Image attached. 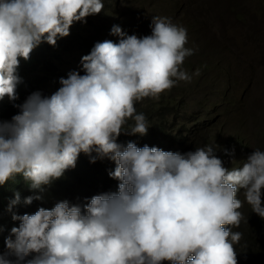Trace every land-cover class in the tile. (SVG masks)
Masks as SVG:
<instances>
[{
    "label": "clouds",
    "instance_id": "clouds-1",
    "mask_svg": "<svg viewBox=\"0 0 264 264\" xmlns=\"http://www.w3.org/2000/svg\"><path fill=\"white\" fill-rule=\"evenodd\" d=\"M112 1L0 0V264H238L239 209L246 202L264 219V151L243 163L241 141L222 139V116L239 111L234 55L213 51L198 20L184 22L182 0L143 37L122 32ZM103 8L105 22L92 25ZM110 34L119 41L102 42ZM207 82L227 110L200 98ZM162 98L177 102L164 132L136 110ZM202 123L205 144L186 150L185 132ZM80 153L115 168L73 176Z\"/></svg>",
    "mask_w": 264,
    "mask_h": 264
},
{
    "label": "rangeland",
    "instance_id": "rangeland-1",
    "mask_svg": "<svg viewBox=\"0 0 264 264\" xmlns=\"http://www.w3.org/2000/svg\"><path fill=\"white\" fill-rule=\"evenodd\" d=\"M252 1L183 0V8L180 11L182 13L185 9L187 12L188 16L186 14L181 15L184 22L190 24H193V20L200 22L198 30L201 37L210 42L213 51L228 52L232 57L234 54L233 59L237 64L234 71L236 70L237 73L238 84L233 85L237 88L239 111L236 113L227 111L226 117L222 116V120L226 123L223 128L222 139L231 136L233 140L241 141L237 147L236 155H239L240 158L244 155L243 163L247 162L248 156L254 150L264 151V9L258 10L256 8L257 3ZM140 2L145 4L139 5ZM112 3L120 13L115 23L122 32L125 35L143 37L149 35L151 31L147 28V22L166 9L169 0H114ZM175 17L174 15L172 18ZM140 33L145 34L140 36ZM95 38L97 35L91 34L89 40L96 42L98 39ZM104 40H112L115 43L119 41V37L111 34L110 36L104 35L102 42ZM202 86V88L200 87L202 94L199 95L200 98L204 97L206 106L215 103V106L218 107L220 104L218 102L219 96H214L213 84L207 82ZM220 107L225 110L222 104ZM220 113L223 115L224 111L220 109ZM216 114L217 112L211 114L209 121L213 118L216 119ZM192 116L190 113H185V116L177 114L176 119L186 120ZM206 126V123L198 124L194 130L185 132L186 150L188 147L189 151H194L195 148L205 144ZM238 149L242 150V153ZM239 157L231 156V162L238 160ZM243 191L240 189L237 193V198L241 201H244ZM114 192L116 191L110 193ZM263 193L264 189H262L261 199ZM64 200L68 201L70 205L80 206L83 210L84 202L82 199L73 195L62 194L59 201ZM239 211L245 219L241 221L239 227L232 230L242 233L241 240L234 247L237 252L238 264H244L243 260H239L238 250L239 248H249L251 242L256 238V233L251 229L253 219L250 217L253 214L250 212L249 205L244 202ZM257 247L260 245H256ZM0 252H4V250L0 249ZM25 259H31V255Z\"/></svg>",
    "mask_w": 264,
    "mask_h": 264
},
{
    "label": "trees",
    "instance_id": "trees-1",
    "mask_svg": "<svg viewBox=\"0 0 264 264\" xmlns=\"http://www.w3.org/2000/svg\"><path fill=\"white\" fill-rule=\"evenodd\" d=\"M183 1V0H182ZM255 3H257L256 8L258 10H263L264 9V0H253ZM252 1V2H253ZM102 2L104 3V0H102ZM253 2V3H254ZM108 3V1H107ZM142 2L139 3V5H141ZM108 8L110 10H112V6H108ZM89 19V21L92 23L93 25V21H95V23L100 22L101 20L104 21V8L103 10L99 13V14H95V15H90L87 17ZM95 30L100 34L103 35L104 34V28L98 27L96 26ZM227 56L232 57L229 53L225 52L224 53ZM234 55V54H232ZM222 75H227L222 73ZM165 102H162L161 104L159 103H153L151 100H146L143 99L140 101V105L139 108H136L137 113L138 112H142L147 119V122L149 121L150 125L154 128L157 129L158 131L164 132V119L163 118V112L164 111H170L169 113H175V109L173 108L174 105H176V101L174 99H167V98H162ZM161 105H167L168 107H161L160 109H158L159 106ZM199 105L198 103H186L183 102L180 105V108L182 110H189L191 108H193L194 106ZM234 105V102L231 101L230 102V106L232 107ZM155 109V110H154ZM227 110V108H225ZM132 121H129V124H131ZM178 126V125H177ZM173 132L176 131V129H172ZM136 139V137H133L131 139V141L128 142H134ZM239 141V140H238ZM127 142V143H128ZM240 143H236V145H239ZM229 150L225 149L220 153L219 158L224 161L225 159H227L229 157ZM93 156H95L96 154L93 153ZM234 163L229 164L228 166H224L228 169H232L234 167ZM79 164V168L77 169V171L71 175L73 176H79L83 175V173H90V172H100L99 174H104L105 172H107V170L109 169H114L115 168V163L114 161H111L110 159H108L107 157L104 158H97L95 160V162H90V157L85 155L84 153H80V155L78 156V159L76 161V165ZM105 169V171H104ZM74 172V168H69L67 169L64 173L67 172ZM80 172L78 175L77 173ZM86 175V174H84ZM60 178L56 179L58 181H56L58 184H62L64 182V180H60ZM262 206H264V193H263V198H262ZM250 212L251 208L249 206ZM253 216L250 217L252 220V231H254L256 233V238L251 242L252 244H250L249 248H239L238 250V255H239V260H243L244 264H264V219L260 218L257 214L253 213ZM253 237V236H252ZM260 245V247L256 248V245ZM9 259H11L13 261V264H25L24 261H17L16 258L14 256H10ZM164 264H167V262H164Z\"/></svg>",
    "mask_w": 264,
    "mask_h": 264
}]
</instances>
